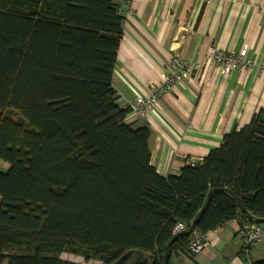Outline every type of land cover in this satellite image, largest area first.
Masks as SVG:
<instances>
[{
	"label": "trees",
	"instance_id": "1",
	"mask_svg": "<svg viewBox=\"0 0 264 264\" xmlns=\"http://www.w3.org/2000/svg\"><path fill=\"white\" fill-rule=\"evenodd\" d=\"M124 19L112 0H0V264H161L217 188L197 232L251 223L235 196L264 218V108L201 163L159 174L150 128L126 121L112 84Z\"/></svg>",
	"mask_w": 264,
	"mask_h": 264
},
{
	"label": "crops",
	"instance_id": "2",
	"mask_svg": "<svg viewBox=\"0 0 264 264\" xmlns=\"http://www.w3.org/2000/svg\"><path fill=\"white\" fill-rule=\"evenodd\" d=\"M112 1L125 18L112 78L122 108L149 95L173 60L201 59L212 45L238 53L247 44V57L255 62L251 70L224 75L211 69L200 79L179 82L146 117L127 115L135 127L150 128L151 162L159 174L177 175L189 162L203 159L264 108V0ZM240 227L232 220L207 232L201 253L173 254L170 264H244ZM247 256L264 259V238Z\"/></svg>",
	"mask_w": 264,
	"mask_h": 264
},
{
	"label": "built area",
	"instance_id": "3",
	"mask_svg": "<svg viewBox=\"0 0 264 264\" xmlns=\"http://www.w3.org/2000/svg\"><path fill=\"white\" fill-rule=\"evenodd\" d=\"M213 0H203L204 4H210ZM121 12V11H120ZM132 11H130V15ZM248 45L246 44L238 53L234 51H226L216 45L210 46L205 56L193 62L176 59L170 63V70L164 80L159 84L150 86V93L147 96H137L134 103L130 106L128 113L134 117H146L148 110L158 104L161 97L170 92L172 88L179 82L191 79H200L204 72L215 69L222 74H228L233 71L251 70L255 62L247 57ZM125 108H128L127 106ZM202 158L191 161L189 164L195 166L202 162ZM186 229L183 223H178L174 228V233L178 234ZM239 236L243 239L242 252L246 255L250 248L261 242L264 238V223L253 224L246 223L239 229ZM207 247L205 235L194 231V237L189 244L188 252L185 254L196 255L201 253ZM250 262V259H248Z\"/></svg>",
	"mask_w": 264,
	"mask_h": 264
},
{
	"label": "water",
	"instance_id": "4",
	"mask_svg": "<svg viewBox=\"0 0 264 264\" xmlns=\"http://www.w3.org/2000/svg\"><path fill=\"white\" fill-rule=\"evenodd\" d=\"M217 190H219V188H217V189H212V190L210 191V193H209L208 196H207V199H206V201H205V204H204L202 210L199 212V214L197 215V217L195 218V220L193 221V223L191 224V226H190L189 228H187V229L182 230L180 233H178V234L175 236V238L169 243V245H168V247H167V250H166V252L164 253L163 258H162V260H161V264H169V261H170L171 255H172V254H171L172 251H171V248H170L171 243H173V242H174V241H175L180 235H190V234H192V233L195 231V229H196V224H197L199 218L201 217L202 213L204 212V210L206 209L208 203L210 202V199H211L212 194H213L215 191H217ZM225 190H227V189H225ZM235 199H236V201H237V203H238V206H239L240 212L244 215V217H245L247 220H249V221H250L251 223H253V224H262V223H264V218H255L252 214H250V212H249V211L247 210V208L244 206V204L242 203V201L240 200L239 197L235 196Z\"/></svg>",
	"mask_w": 264,
	"mask_h": 264
},
{
	"label": "rangeland",
	"instance_id": "5",
	"mask_svg": "<svg viewBox=\"0 0 264 264\" xmlns=\"http://www.w3.org/2000/svg\"><path fill=\"white\" fill-rule=\"evenodd\" d=\"M6 169L7 168L5 163L0 159V170L5 171ZM61 257L63 259L70 260L73 262L84 263V258L72 253L64 252L61 254ZM98 263L99 262L97 260H91L90 262H88V264H98ZM3 264H7V262H4Z\"/></svg>",
	"mask_w": 264,
	"mask_h": 264
}]
</instances>
